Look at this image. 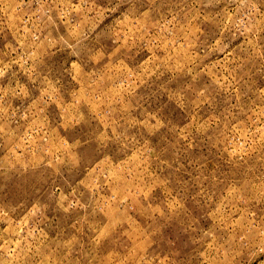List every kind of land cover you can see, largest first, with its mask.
Segmentation results:
<instances>
[{
	"label": "rangeland",
	"instance_id": "374dc122",
	"mask_svg": "<svg viewBox=\"0 0 264 264\" xmlns=\"http://www.w3.org/2000/svg\"><path fill=\"white\" fill-rule=\"evenodd\" d=\"M0 264H264V0H0Z\"/></svg>",
	"mask_w": 264,
	"mask_h": 264
}]
</instances>
